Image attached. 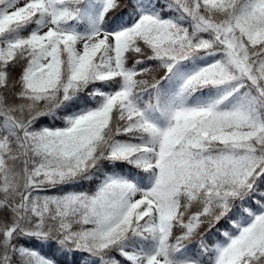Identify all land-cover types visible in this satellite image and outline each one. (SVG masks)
Returning a JSON list of instances; mask_svg holds the SVG:
<instances>
[{"label":"snow or ice","instance_id":"obj_1","mask_svg":"<svg viewBox=\"0 0 264 264\" xmlns=\"http://www.w3.org/2000/svg\"><path fill=\"white\" fill-rule=\"evenodd\" d=\"M0 264H264V0H0Z\"/></svg>","mask_w":264,"mask_h":264},{"label":"trees","instance_id":"obj_2","mask_svg":"<svg viewBox=\"0 0 264 264\" xmlns=\"http://www.w3.org/2000/svg\"><path fill=\"white\" fill-rule=\"evenodd\" d=\"M83 187L86 188V187H88V185L85 184V185H83ZM66 190H68V191H72V190H80V189L68 188V189H66ZM53 194H54V193H53ZM29 246H31V247H33V248H36L37 250L42 251V253H44V254H49L47 249H40L39 244H38L37 242H35V241L30 242V243H29Z\"/></svg>","mask_w":264,"mask_h":264}]
</instances>
